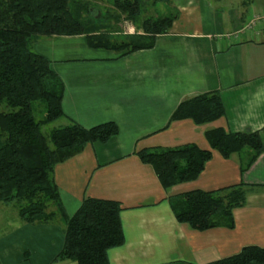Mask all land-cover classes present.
<instances>
[{
  "label": "crops",
  "instance_id": "1",
  "mask_svg": "<svg viewBox=\"0 0 264 264\" xmlns=\"http://www.w3.org/2000/svg\"><path fill=\"white\" fill-rule=\"evenodd\" d=\"M170 1L178 19L151 49L130 54L92 49L84 35L41 36L33 43L65 87L64 117L51 130L71 121L84 128L118 126L117 136L87 144L54 171L68 217L87 198L123 207L125 242L108 251L110 264H207L246 246L264 248V189L248 193L244 206L232 210L231 229L193 230L179 223L171 208L174 197L192 190L264 186V152L241 172L250 151L224 159L205 138L215 129H264V0H247L254 6L249 14L222 6L230 0ZM123 23L127 28L115 34L141 33L130 21ZM209 92H219L223 117L204 124L171 119L182 101ZM186 144L210 150L211 160L196 180L168 189L136 156L143 149ZM63 229L59 219L24 223L16 205L0 204V264H75L54 262L63 248Z\"/></svg>",
  "mask_w": 264,
  "mask_h": 264
},
{
  "label": "trees",
  "instance_id": "2",
  "mask_svg": "<svg viewBox=\"0 0 264 264\" xmlns=\"http://www.w3.org/2000/svg\"><path fill=\"white\" fill-rule=\"evenodd\" d=\"M108 2L112 13L108 9L104 15L93 17L91 6L79 0H0V204L16 205L24 223L62 222L64 244L54 262L110 264L108 251L125 242L120 203L87 198L68 217L54 181L58 164L89 143H107L119 129L113 122L84 128L71 121L45 134V125L64 117L65 87L51 62L33 50V43L41 36L84 35L92 49L130 54L153 48L156 37L167 34L179 16L176 9L173 14L144 18V0ZM159 2L170 4V0H153L152 6ZM113 13L119 20L124 15L141 33L113 40L114 34L106 25ZM35 102L45 104L41 120L35 118ZM224 114L219 92H209L182 101L171 119L190 118L195 124H204ZM263 133L264 129L238 133L215 129L207 131L205 138L224 159L250 151L241 166L244 172L264 152ZM136 156L152 167L161 186L168 189L196 180L212 154L186 144L143 149ZM258 189L264 186L240 183L211 192L192 190L174 197L171 208L176 220L193 230L231 229L232 210L244 206L247 194ZM207 264H264V248L246 246L236 255Z\"/></svg>",
  "mask_w": 264,
  "mask_h": 264
},
{
  "label": "rangeland",
  "instance_id": "3",
  "mask_svg": "<svg viewBox=\"0 0 264 264\" xmlns=\"http://www.w3.org/2000/svg\"><path fill=\"white\" fill-rule=\"evenodd\" d=\"M82 4L83 2H87V5L91 6V13L93 14V17H96L98 13H101V15H104L106 11L109 9L111 10L110 13L113 11L112 5L108 2V0H79ZM145 6L144 7V18L146 17H157L161 15L166 14H173L176 11L175 6L173 5V1H170V4H165L163 2H159L156 4V6H152L153 0H144ZM259 0H253L252 4L258 3ZM175 4V3H174ZM231 8V10H248L247 14H249L250 10L254 8L251 4H245L244 6L241 4V0H230V3L224 2L222 4L223 7ZM108 14V13H107ZM109 15V14H108ZM85 16V14H84ZM117 14L113 13V16L109 18V20L106 22L107 27L110 29L111 32H113L114 37L113 40H122L121 36L115 34V33H121L124 31L126 25L124 26L123 21L126 20L124 18V15L120 17L121 20H119V17H116ZM89 17V16H88ZM118 20V21H116ZM122 24V26H120ZM105 28V27H104ZM137 32V31H136ZM34 110H35V118L37 120H41L44 118L46 107L45 104L42 102H35L34 103ZM59 122H53L50 124H47L43 127L44 133L48 134L51 131V128L58 127Z\"/></svg>",
  "mask_w": 264,
  "mask_h": 264
}]
</instances>
